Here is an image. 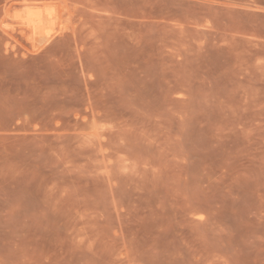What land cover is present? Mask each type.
Returning a JSON list of instances; mask_svg holds the SVG:
<instances>
[{
    "label": "rangeland",
    "instance_id": "obj_1",
    "mask_svg": "<svg viewBox=\"0 0 264 264\" xmlns=\"http://www.w3.org/2000/svg\"><path fill=\"white\" fill-rule=\"evenodd\" d=\"M0 264H264V0H0Z\"/></svg>",
    "mask_w": 264,
    "mask_h": 264
},
{
    "label": "bare ground",
    "instance_id": "obj_2",
    "mask_svg": "<svg viewBox=\"0 0 264 264\" xmlns=\"http://www.w3.org/2000/svg\"><path fill=\"white\" fill-rule=\"evenodd\" d=\"M33 13H35V12H33ZM32 20V19H31Z\"/></svg>",
    "mask_w": 264,
    "mask_h": 264
}]
</instances>
